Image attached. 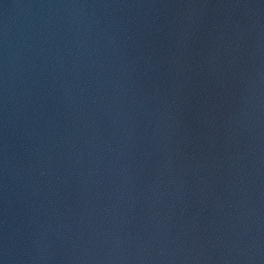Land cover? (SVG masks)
Listing matches in <instances>:
<instances>
[{"label":"water","instance_id":"obj_1","mask_svg":"<svg viewBox=\"0 0 264 264\" xmlns=\"http://www.w3.org/2000/svg\"><path fill=\"white\" fill-rule=\"evenodd\" d=\"M0 264H264V0H0Z\"/></svg>","mask_w":264,"mask_h":264}]
</instances>
